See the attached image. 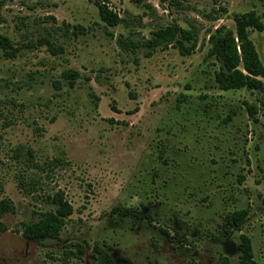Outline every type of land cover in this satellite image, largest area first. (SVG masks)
<instances>
[{
    "label": "rangeland",
    "instance_id": "rangeland-1",
    "mask_svg": "<svg viewBox=\"0 0 264 264\" xmlns=\"http://www.w3.org/2000/svg\"><path fill=\"white\" fill-rule=\"evenodd\" d=\"M96 1L0 0V33L18 49L0 48V198L15 205L0 217V264H96V246L117 264H242L241 233L264 264V108L254 122L245 102L260 94L218 88L208 56L210 34L235 29L236 14L256 9L264 21V0H106L115 26ZM173 22L195 31L192 53L118 43ZM250 36L264 63V30ZM19 145L41 163L64 149L69 164L45 166L28 194L12 158ZM56 194L74 208L60 236L28 240L23 222ZM117 205L151 220L132 226ZM245 207L236 230L227 217Z\"/></svg>",
    "mask_w": 264,
    "mask_h": 264
},
{
    "label": "trees",
    "instance_id": "trees-1",
    "mask_svg": "<svg viewBox=\"0 0 264 264\" xmlns=\"http://www.w3.org/2000/svg\"><path fill=\"white\" fill-rule=\"evenodd\" d=\"M99 13L102 20L110 26L119 24L120 17L107 4L106 0H97ZM252 30L263 31L264 21L256 9L244 11L235 15V29L226 25L218 26L209 37L211 47L208 56L215 58L219 63V68L215 71L214 80L218 88L223 90L242 89L257 91L260 94V103L246 101V109L254 122H258L259 107L264 108V63L262 62L250 32ZM49 45L53 43L47 37H43ZM119 45L126 50H137L143 48L146 55L150 56L156 49L164 48L168 45H175L182 54H190L197 47V35L193 29L182 27L179 23L173 22L167 26H162L152 32L151 37L135 40L120 36ZM0 48H3L11 56L17 54V47L7 35L0 33ZM80 76L76 70L69 69L64 72V77L69 78L74 83ZM230 113L228 118L232 117ZM12 158L17 163L23 165L24 170L16 175L19 188L33 194L39 183L38 175L47 166L67 165L69 160L66 151L59 149L57 154L48 162L41 163L35 159V154L31 148L24 145L15 147ZM46 166V167H45ZM30 170V171H29ZM53 207L39 212V217H32L29 221L23 222V233L28 240H43L45 238H58L66 223V219L73 213V205L61 194H56L51 198ZM15 205L10 198H0V217L8 212H13ZM113 213L129 217L132 226L140 220L149 219V212L145 213L143 208H129L117 205L112 209ZM249 214V207L237 209L227 217V223L236 230H241L245 218ZM0 230L3 227L0 226ZM176 234H178L176 232ZM238 243L239 257L242 264H260L254 258L252 240L249 235L241 233ZM79 246L81 253L85 252L82 245ZM96 264H117L111 254L95 247Z\"/></svg>",
    "mask_w": 264,
    "mask_h": 264
}]
</instances>
